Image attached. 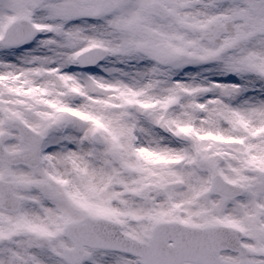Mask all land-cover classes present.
Listing matches in <instances>:
<instances>
[{
    "label": "snow or ice",
    "instance_id": "snow-or-ice-1",
    "mask_svg": "<svg viewBox=\"0 0 264 264\" xmlns=\"http://www.w3.org/2000/svg\"><path fill=\"white\" fill-rule=\"evenodd\" d=\"M0 264H264V0H0Z\"/></svg>",
    "mask_w": 264,
    "mask_h": 264
}]
</instances>
